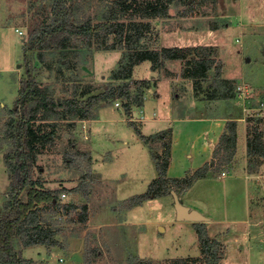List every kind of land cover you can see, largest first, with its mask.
<instances>
[{
    "label": "rangeland",
    "instance_id": "374dc122",
    "mask_svg": "<svg viewBox=\"0 0 264 264\" xmlns=\"http://www.w3.org/2000/svg\"><path fill=\"white\" fill-rule=\"evenodd\" d=\"M51 3L52 0H0V205L6 200L10 181L3 154L11 143L3 131L24 75L22 47L28 39L29 28L49 14ZM102 4L103 0H90L85 12L92 17L102 10ZM188 4L191 15H179L177 11L185 6L172 7L169 17L151 21L153 31L160 35L170 30L178 32L179 27L201 30L200 34H189L195 38L183 36L182 40L193 45L218 47L216 59L222 62V75L218 79L209 78L212 81H208V89L202 94L208 104L202 100L204 97L199 102L195 89L191 92V81L181 75V64L174 62L169 70L173 78L171 89L161 84L158 92L162 104L155 107V103L153 106L148 100L147 115L154 111L157 115L153 113V117L160 118L161 111L166 109L168 118H215L206 121L214 123L216 132L209 129L206 133L203 130L207 128L201 129V122L191 124L187 134L178 132L185 122H170L174 131L177 130L173 137L178 139L173 142L171 159L168 158V177L190 175L204 159L205 163L214 165L217 142L229 131L227 120L241 116L242 121L235 120L236 147L231 162L195 180L179 199L189 208L212 218L208 234L220 239L225 246L222 264H264V164L256 173H248L244 167L246 129L252 123L247 119L264 116V0H189ZM212 23L218 25L214 31L209 29ZM164 37L159 41L160 46H169L172 40L168 34ZM120 52L83 49L76 58L71 53L66 55L67 60H59L62 56L58 51L47 50L43 60L34 61L36 79L48 88L54 99L68 97L74 91L80 99L86 85L91 86V94L100 93L107 84L116 83L109 78V72L115 67ZM142 72L137 69V77L143 79L146 74ZM158 79H149V88L155 87ZM204 83L202 81L201 89ZM147 91V88L142 91L143 100ZM115 101L118 99L102 106L100 111L95 110L98 120L90 129L79 120L73 128L56 122L58 137L38 155L33 177L39 178L46 189L63 188L64 193L58 198L61 203L85 204L87 219L80 222L77 210L68 216H58L60 228L54 236L57 244L50 248L18 245L20 254L31 259V264H85L84 259L91 249L97 253L92 264H128L133 257L164 262L169 258L199 255L193 222L176 219L172 195H166L168 199L164 196L149 198L131 210L125 208V199L147 190L156 175L151 153L162 157L163 146L155 139L145 144L129 124L122 103L116 106ZM142 105H132L133 116L139 118L136 122L139 127L149 132L152 128L143 127L149 117ZM108 125H115V130L108 131ZM241 125H245L244 134ZM260 126L264 132V123ZM171 137L169 135L170 140ZM191 143L201 146V153H205L202 160L199 161V156L190 148ZM108 147L111 152L107 151ZM115 152L121 161L116 162L112 170L107 162ZM218 152L223 153L222 149ZM134 166L138 168L135 171ZM222 170L228 171L225 177L221 176ZM240 175H245L246 179Z\"/></svg>",
    "mask_w": 264,
    "mask_h": 264
},
{
    "label": "trees",
    "instance_id": "16d2710c",
    "mask_svg": "<svg viewBox=\"0 0 264 264\" xmlns=\"http://www.w3.org/2000/svg\"><path fill=\"white\" fill-rule=\"evenodd\" d=\"M102 10L92 17L85 12L90 0H52L49 14L34 27L29 28L28 39L22 47L23 73L18 96L10 109L7 125L3 131L10 147L3 154V162L9 177L6 200L0 205V264H31L23 257L18 245L29 247L44 245L50 248L57 244L55 234L59 231L58 216H68L77 210L80 222L87 219L86 205L61 203L59 194L63 188L46 189L39 178L33 177L39 154L46 151L58 137L59 125L73 128L77 120L96 117L98 108L122 101V109L129 119L131 105L141 106L142 91L149 88L148 79H133L134 65L150 60L151 69H162L166 60H179L181 75L192 79L196 92L202 81L221 75V61L216 59L218 47L215 45L160 46L159 33L153 31L152 20L170 16V8L182 5L179 15H191L189 0H103ZM225 27V25H222ZM218 25L212 23L210 30ZM115 51L121 50L120 57L109 78L116 83L107 84L100 93H90L91 86L68 97L54 99L48 88L36 79L35 60H43L44 52L56 50L66 59L67 54L76 57L83 49ZM33 53V54H31ZM67 60V59H66ZM75 64V61L73 62ZM137 93H136V92ZM84 99H82V97ZM252 121L246 129V165L248 173H256L264 164V132L261 124L264 116L248 118ZM132 121V120H130ZM145 144L151 139L160 141L163 156L156 152L154 158L156 176L151 179L147 190L123 201L130 209L143 201L166 195H181L193 182L227 165L232 160L236 147L235 121L227 120L228 133L221 135L218 149L213 158L216 163H204L190 175L168 177L166 174L169 158V129L152 135H144L135 122H130ZM168 135V137H166ZM215 162V161H214ZM223 171V170H222ZM197 233L199 255L174 257L163 261H153L143 257H133L128 264H222L225 246L217 237L209 236L205 222H193ZM96 251L91 249L85 264H92Z\"/></svg>",
    "mask_w": 264,
    "mask_h": 264
},
{
    "label": "crops",
    "instance_id": "0c3cea01",
    "mask_svg": "<svg viewBox=\"0 0 264 264\" xmlns=\"http://www.w3.org/2000/svg\"><path fill=\"white\" fill-rule=\"evenodd\" d=\"M179 29V31L177 32L176 30H170V32L169 31H166V32H161L160 33V35H159V41H161V40H163L165 37L164 36H166L167 34H168V36H169V38L172 40V43L169 45V46H190V45H193L192 43H187V42H183V36H185V38L187 39V38H195V37H192L193 35L192 34H200L201 33V30H195V29H185V28H178ZM211 31H214V30H211ZM189 34L190 35H192V36H189ZM182 41V42H177V41ZM174 62H178L179 63V65H180V62H179V60H166V61H164V65H165V67L168 69V70H172L171 69V67H172V65H175L174 64ZM141 65H145V68L143 67V66H141ZM151 62H150V60H143L142 62H140V63H138V64H136V65H134V67H133V70H132V78L133 79H136V78H140L141 79V77H137V74H136V70L137 69H139V72H140V70L141 71H144V72H142L143 74L145 73L146 75L145 76H143V79H151V78H153V77H159V79L157 80V82H156V86L155 87H153V88H147L148 89V91H147V93H145V95H144V100H143V102H142V107L145 109V114L147 115V113H149L148 112V108H147V110H146V105H147V103H148V100H151L150 102H153V106H154V103H155V107H157L158 105H160L161 106V102H159V100H160V92H158V90H160V87H161V84L163 83V84H165V86H166V89H168L169 90V88L171 89V81H173V78H171L170 77V75H166V74H164V72H163V70L162 69H156V70H153V69H151ZM146 69H149L148 71L146 70ZM222 75V74H221ZM220 75V76H221ZM219 76V77H220ZM219 77H217L216 79H218ZM185 79V78H184ZM175 80V79H174ZM186 80H190L191 81V83H190V86L192 87V88H190L191 89V92H192V90H194V87L192 86L193 85V82H192V79H189V78H186ZM189 81V82H190ZM208 81H212V79H207L206 81H205V83L203 84V89H198L197 91V93H198V96L197 97H199V102H201V97H204L202 94L203 93H205V90H207L208 89V86L207 85H209L208 84ZM152 83H153V81H152ZM201 84H202V82H201ZM202 87V86H201ZM154 90H157V93L155 94L154 93ZM194 92V91H193ZM196 92V91H195ZM203 101H205V103H207L208 101H207V99H205V97L202 99ZM115 103V102H114ZM208 104V103H207ZM1 105L3 106V103H1ZM115 105V104H114ZM161 108V107H160ZM100 109H102L101 107L98 109V111H100ZM98 111H97V113H98ZM130 111H131V116H133V112H132V105H131V109H130ZM162 114H163V116H159L160 118H154L153 116L154 115H152L153 113L155 114V115H157L154 111L151 113V114H149V115H147L148 117H149V119H148V123L147 124H145L143 127H145V126H149L150 127V129L152 128V129H154V130H150L149 132H144L143 130H142V127H139V125H138V123H136V122H139L140 120H132L133 122H135V124L140 128V130H141V132L144 134V135H151V134H153L155 131H158V130H161L162 128H166L165 130H167V129H169V135H171L172 137H171V139L172 140H170V147H169V150H170V153H169V158L171 157V154H172V147H173V142H176V141H174V140H177L178 139V137H173V135H174V133H177V130L176 131H174V128H173V125H171V123H173L174 121H179V122H185L186 124L185 125H182L181 126V129L178 131L180 134H182V133H189L188 132V127H192V125L191 124H195L196 122H201L203 125H201V129H202V127L204 128V127H206L207 129H205V130H203L204 132L206 131L207 132V130H209V129H211V130H213L214 132H216V126L215 125H213L214 123H212V121H206V119H215L214 118V116H205V117H201V116H189V117H187V116H184V117H180V116H178V117H174V118H168V117H166V115H168L169 113L167 112V110L166 109H163L162 111ZM126 116V115H125ZM131 116H130V118H131ZM133 117H136V116H133ZM237 117H239V118H237ZM236 118H234V121L235 120H238V121H242L243 119L241 118V116H237ZM129 118V119H130ZM96 120H98V119H96V118H93V119H87V120H81L80 122H82V125H83V122L84 123H87L88 124V129H90V126H92V124L96 121ZM171 122V123H170ZM207 122V123H206ZM216 124H217V122H215ZM157 125H159V126H157ZM245 125H241V127H242V131H243V134L245 133L244 132V127ZM115 125H108L107 126V130L108 131H114L115 130ZM202 131V132H203ZM190 132H191V130H190ZM200 131H198V133H199ZM205 132V133H206ZM193 140H195V139H193ZM124 142V141H123ZM244 143H245V139H244ZM243 143V144H244ZM89 146V148H91V145L89 144L88 145ZM199 146V147H198ZM198 146L197 145H195L194 143H191L190 144V148H192V150H194V153H196V155L197 156H199V161H200V159L202 160L203 158H204V156H205V153H201V146L199 145V143H198ZM149 149V148H148ZM246 148H245V145H244V151L246 152V150H245ZM107 151H109V152H111L112 151V149L111 148H107ZM106 153H108V152H106ZM201 154H203L202 156H201ZM94 155H96V153L94 154ZM112 157H110V159H109V161L107 162V164H109V165H107L108 167L110 166V168H112L113 167V165L116 163V162H120L121 160L119 159V161H118V154L115 152V153H112V155H111ZM189 156H191V155H189ZM93 157V156H92ZM211 157V156H210ZM93 158H95V157H93ZM171 159V158H170ZM199 161H198V163H199ZM203 162L200 164V166H197V167H195L194 169H192V170H195V169H197V168H199V167H201L202 165H203V163H205V159L204 160H202ZM112 162V164H110ZM206 162H209V160L208 161H206ZM169 163L170 162H168V165H167V169H168V167H169ZM104 166H105V164H104ZM244 167H245V165H244ZM243 167V168H244ZM128 169V168H127ZM133 171H135V170H137L138 168H137V166H134L133 168ZM106 170V169H105ZM112 170H113V168H112ZM106 171H109V170H106ZM156 171V170H155ZM224 171V170H223ZM110 172V171H109ZM226 172H227V174H228V171L226 170ZM166 174L169 176V174H168V171H166ZM153 175V174H152ZM186 174L184 173L182 176H171V177H178V178H180V177H183V176H185ZM156 176V175H155ZM154 176V177H155ZM240 176H242L243 178H245L246 179V176L245 175H240ZM152 179V178H151ZM151 181V180H150ZM169 196V195H168ZM168 196H164L165 198H167L168 199ZM182 197V196H181ZM135 207H137L136 205L135 206H133L131 209H133V208H135ZM131 209H129V210H131ZM212 220V218H210V217H208L207 218V220L206 221H204L205 223H206V226H207V230H209V225L211 224V221ZM162 226V225H161ZM157 227H158V225H157ZM163 227V226H162ZM163 229H164V227H163Z\"/></svg>",
    "mask_w": 264,
    "mask_h": 264
},
{
    "label": "water",
    "instance_id": "95a60500",
    "mask_svg": "<svg viewBox=\"0 0 264 264\" xmlns=\"http://www.w3.org/2000/svg\"><path fill=\"white\" fill-rule=\"evenodd\" d=\"M172 198L175 209V217L177 220H187L191 222H204L207 220V217L202 215L198 210L191 209L181 203L179 196L175 193H172Z\"/></svg>",
    "mask_w": 264,
    "mask_h": 264
},
{
    "label": "built area",
    "instance_id": "2783aa9c",
    "mask_svg": "<svg viewBox=\"0 0 264 264\" xmlns=\"http://www.w3.org/2000/svg\"><path fill=\"white\" fill-rule=\"evenodd\" d=\"M17 31H18V29H16ZM19 33H20V31H19ZM116 106L117 105H121V102L120 101H115V103H114ZM130 120H139V118H136V117H133V116H131V118H130ZM227 175V172L226 171H221V176L223 177H225ZM62 196H64V194H62Z\"/></svg>",
    "mask_w": 264,
    "mask_h": 264
}]
</instances>
